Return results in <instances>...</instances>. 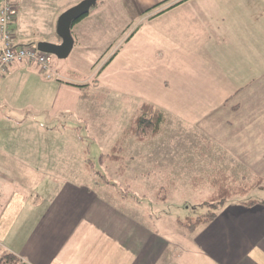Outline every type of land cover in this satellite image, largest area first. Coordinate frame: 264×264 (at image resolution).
Here are the masks:
<instances>
[{
  "label": "crops",
  "instance_id": "0c3cea01",
  "mask_svg": "<svg viewBox=\"0 0 264 264\" xmlns=\"http://www.w3.org/2000/svg\"><path fill=\"white\" fill-rule=\"evenodd\" d=\"M12 1L17 12L11 26L17 43L37 45L41 40L62 42L58 18L78 0ZM142 2L146 5L143 16L147 15L156 34L161 32L167 37L165 42L154 38L165 47L167 58L179 54L177 48H185L188 61L200 71L190 72L191 77L201 75V80L209 83L216 80L212 89L220 105L240 110L235 117L216 122L217 135L234 143L232 131L239 130L242 141L264 142V90L258 96L248 88L264 75V0ZM113 6L120 12L130 8L140 11V0H104L95 18L90 19V28L103 31L110 26L105 23L114 13ZM209 41L216 48L224 47V51L216 49L214 55L205 56ZM87 48L88 44L82 43L78 49H84L87 56ZM51 65L65 75L59 82L42 78L44 74L33 62L14 63L0 77V92L12 80L28 77L43 84L33 94L39 97V103L35 101L38 107H45L46 102L59 105L62 113L80 112L76 106L85 99L79 93L82 87L76 83L74 70L65 63L53 62V58ZM232 94L239 95L241 101L228 106ZM58 116L53 115L46 123L33 122L32 127L42 133L43 127L57 124L56 130L49 131L56 133L39 142L64 144L61 150L50 151L43 146L27 152L26 158L31 161L24 174L34 178L15 187L7 172L2 173L5 177L0 175V257L4 252H13L20 257L17 264H264V200L233 198L214 219L194 229L181 222V230L176 223L164 230L153 214L150 224L143 211L136 213L140 197L126 193L110 179L94 177V168L89 167L86 158L90 174L84 180L75 177L81 170L76 171L73 163L51 162L54 158L74 157V145L80 143L68 122L60 130L62 119ZM207 122L199 126L205 132L213 127Z\"/></svg>",
  "mask_w": 264,
  "mask_h": 264
},
{
  "label": "rangeland",
  "instance_id": "374dc122",
  "mask_svg": "<svg viewBox=\"0 0 264 264\" xmlns=\"http://www.w3.org/2000/svg\"><path fill=\"white\" fill-rule=\"evenodd\" d=\"M142 1L140 11L130 8L120 12L113 6L114 13L108 15L105 23L110 26L102 31L89 26L100 7L99 0L98 5L92 6L89 13L72 25L77 41L70 55L59 58L50 54L53 62L65 63L74 70L76 83L82 87L79 93L85 99L76 106L80 112L62 113L59 105L46 102L45 107H38L35 101L39 103V97L33 94L43 84L32 82L28 77L12 80L0 92V175L5 177L2 173L7 172L11 184L21 187L34 178L24 174L31 161L26 158L28 151L41 150L43 146L50 151L62 149L61 143L39 142L40 138L55 134L49 131L56 130L57 124L43 127V133L32 127L33 122L46 123L58 114V120L62 119L60 130L68 122L75 136L79 135L80 143L74 145V157L54 158L51 162L73 163L76 171L81 170L75 177L84 180L90 174L85 158H91L94 177L110 179L126 193L140 197V206L134 208L136 213L143 211L150 224H153L150 221L153 214L165 226H162L164 230L173 223L181 230V222L212 208L208 204L214 190L211 179L221 171L236 184L245 178L254 182L261 177L260 183L251 187L248 194L238 197L264 200V142L242 141L239 130L232 131L234 143L217 135L216 122L235 117L240 110L224 109L220 105V98L215 97L217 94L212 89L216 80L209 83V80L202 81L201 75L191 77L190 72L200 71L188 61L185 48H177L179 54L167 58L165 47L154 39L157 36L165 42L167 37L161 32L156 34L147 13L146 18L143 16L141 12L146 5ZM82 43L88 44L87 56L84 49L79 52ZM208 44L205 56L214 55L216 49L224 51V47L216 48L213 41ZM54 67L50 78L58 81L65 75ZM248 88L260 96L264 75ZM145 101L162 107L166 118L160 132L140 141L127 130ZM240 101L239 95L232 94L227 104L231 106ZM56 122L54 119L53 123ZM206 122L213 126L208 132L199 127ZM112 150L125 151L122 153L127 163L125 174H120L119 161L111 162L106 155L101 158Z\"/></svg>",
  "mask_w": 264,
  "mask_h": 264
},
{
  "label": "trees",
  "instance_id": "16d2710c",
  "mask_svg": "<svg viewBox=\"0 0 264 264\" xmlns=\"http://www.w3.org/2000/svg\"><path fill=\"white\" fill-rule=\"evenodd\" d=\"M98 2L99 0L95 4V6L98 5ZM100 3L101 6L104 3V0H100ZM165 118V112L160 106L156 105L153 102L145 101L139 106L138 111L127 130V133L134 135L138 140H144L150 135H154L160 132ZM124 152V150H120V153L119 150H112L110 153L102 154L101 158L106 155L111 158V162L119 161L120 165L118 168L122 173L127 165V163L124 162L125 155L122 154ZM86 161L88 162L89 167L93 168V162L91 158H87ZM228 176L229 175L224 173V171H221L217 173L216 176L212 177L211 184L213 185L214 190L213 194L210 197V200L208 201V204L211 205L212 208L209 209L207 213L197 215L194 219L189 218L188 221H183L182 223L187 228L194 229L197 225L214 219L218 215L222 207L233 198H241L242 201L246 202L252 201L250 197L246 199L245 197L243 198L238 196L248 194L251 187L256 186L260 183L261 177L260 179L256 178V181L254 182L249 181L245 178L244 180L236 184L234 182H230L227 179ZM19 259L20 257H18L17 254L9 251L4 252L0 257V261L2 262V264H17Z\"/></svg>",
  "mask_w": 264,
  "mask_h": 264
},
{
  "label": "built area",
  "instance_id": "2783aa9c",
  "mask_svg": "<svg viewBox=\"0 0 264 264\" xmlns=\"http://www.w3.org/2000/svg\"><path fill=\"white\" fill-rule=\"evenodd\" d=\"M16 12L12 0H0V77L9 71L11 65L23 61L37 64L44 75L52 77L55 69L51 65L50 53L41 51L37 45L17 43L11 26Z\"/></svg>",
  "mask_w": 264,
  "mask_h": 264
},
{
  "label": "water",
  "instance_id": "95a60500",
  "mask_svg": "<svg viewBox=\"0 0 264 264\" xmlns=\"http://www.w3.org/2000/svg\"><path fill=\"white\" fill-rule=\"evenodd\" d=\"M97 1L98 0H81L75 5L67 8L58 18L57 30L62 37V42L55 43L41 40L37 42L38 48L41 51L55 54L59 58L68 57L75 44V38L72 33L73 23L89 13L91 7L94 6Z\"/></svg>",
  "mask_w": 264,
  "mask_h": 264
}]
</instances>
